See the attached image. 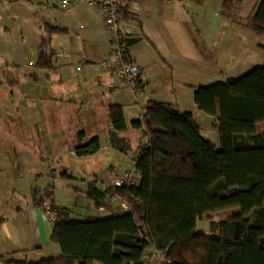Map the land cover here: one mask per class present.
<instances>
[{"label":"trees","instance_id":"16d2710c","mask_svg":"<svg viewBox=\"0 0 264 264\" xmlns=\"http://www.w3.org/2000/svg\"><path fill=\"white\" fill-rule=\"evenodd\" d=\"M243 1L224 0L222 13L237 20L234 16ZM124 21L139 23L128 17ZM238 21L264 34V0ZM42 28L37 64L53 68L59 57L51 47L52 38L65 29L47 22ZM194 40L205 56L204 42L199 37ZM133 42L123 40L128 64H132L128 53ZM135 89L139 91L137 83ZM194 97L199 110L215 117L220 144L203 136L195 112L148 100L142 106L143 118L131 122L141 133L134 158L137 183L101 190L95 178L87 191L98 209H114L116 198L129 208L111 210L107 217L72 219L71 211L55 202L50 189V211L55 215L51 241L60 246V254L40 261H5L8 256L0 254V260L5 264H145V252L153 249L157 254L153 264H264V134L258 130L264 122V65L240 77L228 76L225 82L196 87ZM109 114L110 144L126 153L128 142L122 134L130 126L124 108L111 105ZM85 138V132H79L78 155L100 150L99 137L82 143ZM223 211L233 212L220 221L212 219L213 213ZM205 216L211 220L212 235L198 229Z\"/></svg>","mask_w":264,"mask_h":264},{"label":"rangeland","instance_id":"374dc122","mask_svg":"<svg viewBox=\"0 0 264 264\" xmlns=\"http://www.w3.org/2000/svg\"><path fill=\"white\" fill-rule=\"evenodd\" d=\"M44 5L41 0H0L3 19L0 18V254L8 256L5 261L12 258L40 261L61 252L60 246L50 241L49 237L51 218L55 217L49 214L50 189L55 202L77 217L109 216L107 210L100 211L96 207L87 193L90 184L95 182L94 174L110 163L115 165L119 175H123L126 169L135 170L134 158L140 143L141 133L130 123L125 137L127 152L114 148L110 144L108 122L104 120L97 124L101 123L109 139L100 155L83 158L74 155L68 136L62 137L63 142L56 147L37 145L43 125L39 121L42 109L54 113L46 109L47 105L41 99L42 88L31 84L36 76L45 77L44 69L37 64L39 44L44 33L41 24L49 17L60 14L47 2ZM234 17L237 20L230 17V20L221 23L220 28L215 24L217 30L213 31L215 47L211 59L220 68L217 73L220 78L238 73L237 69L243 66L264 65V34L239 23V19L246 18L242 8L237 9ZM54 61L56 65V58ZM221 79L225 82L227 78ZM43 90L46 92L47 88ZM27 109L37 116L35 121L27 116ZM201 114L203 136L217 140L219 131L213 119L204 112ZM80 121L89 129L95 125L92 120ZM46 124L48 132L56 130L57 121ZM102 128L99 126L98 131ZM260 129L264 130V125ZM65 172L72 177H67L63 174ZM115 177L108 187H114ZM112 202L118 210L122 203H126L117 198ZM232 212H216L211 217L220 221ZM210 222V218L205 216L199 221L198 229L212 235ZM5 261L0 260V264H5Z\"/></svg>","mask_w":264,"mask_h":264},{"label":"crops","instance_id":"0c3cea01","mask_svg":"<svg viewBox=\"0 0 264 264\" xmlns=\"http://www.w3.org/2000/svg\"><path fill=\"white\" fill-rule=\"evenodd\" d=\"M223 1L186 0V4H181L144 0L132 7L142 20L139 23L123 21L121 29L126 39L134 40L129 46L128 60L140 68L138 91L135 89L136 85L134 88L126 87L117 76L115 68L104 63L112 54L114 45L112 32L105 23L99 5L82 3L65 6L60 0H41L43 5L47 2L48 6H54L60 13L49 17L44 23L59 26L65 31L54 34L52 38L51 47L59 57L56 66L41 67L44 69L45 77L36 76L33 82L31 81L32 86L42 88L41 99L47 105L46 109L54 112L51 114L42 109L39 121L45 127L42 125L40 129V141L37 145L56 147L63 142L62 137L68 136L74 155L80 158L90 157L92 154L100 155L106 149L109 135L104 133L101 123L99 125L97 123L107 121L111 133L109 107L123 106L126 122L130 125L133 120L143 118L142 106L150 99L172 103L181 111L195 112L196 120L202 127V119L199 117L203 111L199 110L195 103V88L224 82L220 79L224 80L228 76L240 77L253 68L252 64L243 66L237 69L238 73L234 75L227 73V77L221 78L217 74L220 68H217L215 61L211 59L215 47L213 31L217 30L215 24L220 28L221 23L231 19L222 13ZM258 1L244 0L238 9L242 8V13L248 17L255 11ZM42 26L41 24V28ZM196 37H199L206 46L205 56L196 45L194 40ZM37 72L34 73L38 74ZM44 88H47L46 92ZM57 112L58 114H55ZM27 116L32 122L37 118L29 109ZM81 119L92 120L94 127L89 129L86 125L82 126V121L79 122ZM210 119H213L216 127L215 117L211 116ZM52 121H57L56 130L48 132L46 123ZM262 125L264 122L258 124V130L264 134V130L260 129ZM99 126L102 128L100 131ZM81 131L86 134L82 143L91 137H99L101 148L98 152L87 155L76 153L75 147L79 144L78 134ZM47 136L50 138L47 139ZM213 141L220 144V136ZM133 167L136 169V163ZM117 175L119 174L115 165L110 163L108 166L104 165L94 177L99 182L98 188L105 190L112 184L113 176ZM113 207L114 209L99 210H107L109 214L111 210L118 211L115 203ZM49 214L53 215L51 212ZM89 217L96 215L79 217L72 213L70 215L72 219ZM51 220L50 239L53 232V216Z\"/></svg>","mask_w":264,"mask_h":264},{"label":"built area","instance_id":"2783aa9c","mask_svg":"<svg viewBox=\"0 0 264 264\" xmlns=\"http://www.w3.org/2000/svg\"><path fill=\"white\" fill-rule=\"evenodd\" d=\"M65 6H74L82 3L97 4L101 7L104 14L105 23L113 35L114 50L105 60V65H111L126 87L134 88L140 76V68L137 64H128L124 59V36L122 34L121 24L126 17L133 21L140 22L141 16L134 12L132 7L138 5L144 0H60ZM164 3L178 2L186 4V0H160ZM125 9V11H124ZM136 170L126 171L123 175H117L113 180L114 187H122L137 183ZM122 208V209H121ZM120 211L128 209L126 203L121 204ZM145 264H153L157 261L156 251L148 249L143 257Z\"/></svg>","mask_w":264,"mask_h":264}]
</instances>
